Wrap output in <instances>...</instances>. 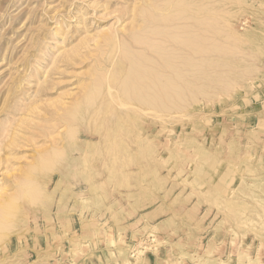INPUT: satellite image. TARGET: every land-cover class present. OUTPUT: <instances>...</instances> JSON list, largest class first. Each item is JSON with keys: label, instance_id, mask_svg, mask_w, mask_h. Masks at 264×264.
Here are the masks:
<instances>
[{"label": "rangeland", "instance_id": "rangeland-1", "mask_svg": "<svg viewBox=\"0 0 264 264\" xmlns=\"http://www.w3.org/2000/svg\"><path fill=\"white\" fill-rule=\"evenodd\" d=\"M0 264H264V0H0Z\"/></svg>", "mask_w": 264, "mask_h": 264}, {"label": "bare ground", "instance_id": "bare-ground-1", "mask_svg": "<svg viewBox=\"0 0 264 264\" xmlns=\"http://www.w3.org/2000/svg\"><path fill=\"white\" fill-rule=\"evenodd\" d=\"M185 1H186V0H185ZM169 2H170V1H169ZM215 2H216V1H215ZM152 3H153V2H152ZM176 3H177V2H176ZM192 3H193V2H192ZM197 3H198V2H197ZM230 3H231V2H230ZM201 4H202V3H201ZM204 4H205V3H204ZM166 5H167V4H166ZM185 5H186V3H185ZM173 6H174V5H173ZM200 6H201V5H200ZM139 7H140V6H139ZM175 7H176V6H175ZM181 7H182V6H181ZM186 7H187V5H186ZM196 7H197V6H196ZM141 8H142V7H141ZM188 8H189V7H188ZM181 9H182V8H181ZM207 9H208V8H207ZM137 10H138V9H137ZM167 10H168V9H167ZM182 10H183V9H182ZM188 10H189V9H188ZM193 10H194V9H193ZM201 10H202V9H201ZM177 11H179V10H177ZM199 11H200V10H199ZM220 11H221V10H220ZM179 12H182V11H179ZM179 12H177V13H179ZM183 12H184V11H183ZM214 12H215V11H214ZM174 13H175V12H174ZM174 13H173V14H174ZM177 13H176V14H177ZM193 13H194V12H193ZM173 14H172V16H174ZM211 14H212V13H211ZM153 16H154V15H153ZM153 16H152V17H153ZM165 16H166V15H165ZM185 16H186V15H185ZM229 16H230V15H229ZM210 17H211V16H210ZM161 18H162V17H161ZM204 18H206V17H204ZM208 18H209V16H208ZM222 18H223V17H222ZM188 19H189V17H188ZM192 19H193V18H192ZM210 19H211V18H209L208 20L206 19V21H209V22H210ZM155 20H156V19H155ZM184 20H185V19H184ZM202 20H203V19H202ZM202 20H201V19H194L193 21H194V24L196 23L195 25H197L198 22L203 23ZM222 20H223V19H222ZM163 21H165V20H163ZM211 21H212L213 23H212V22H210V23L216 25L215 23H217L218 20H217L216 22H214L213 20H211ZM209 22H207L205 25H209V24H210ZM229 22H231V21H229ZM225 23H226V21H225ZM155 24H156V23H155ZM168 24H169V23H168ZM182 24H183V23H182ZM221 24H222V23H221ZM137 25H139V24H137ZM174 25H176V24H174ZM177 25L179 26L180 23H177ZM184 25H185V24H184ZM184 25H182V26H184ZM198 25H199V24H198ZM198 25H197V26H198ZM155 26H156V25H155ZM185 26H186V25H185ZM211 26H212V25H211ZM211 26H210V25H209V27H208V26H204V28H205L204 30H206V27L209 28L210 31H209V29H208L207 32H210L209 35L214 37V39L212 38L213 41H214V40H219V39H216V38H217L216 36L219 35V33H220V31H219V33L217 32V29H218L219 26L217 27V29H214L215 26H213V28H212ZM153 27H154V26H153ZM187 27H188V26H186V28H187ZM195 27H196V26H195ZM210 27H211V28H210ZM189 28H190V26H189ZM199 28H200V27H199ZM151 29H152V28H151ZM201 29H202V27H201ZM157 30H158V29H157ZM161 30H162V29H161ZM186 30H187V29H186ZM219 30H220V28H219ZM141 31H142V30H141ZM141 31H140V32H141ZM148 31H149V30H148ZM188 31H189V30H188ZM190 31H191V30H190ZM201 31L203 32V30H201ZM175 32H176V31H175ZM191 32H192V31H191ZM221 32H222V31H221ZM187 33H188V32H187ZM205 33H206V32H205ZM205 33H204V34H205ZM206 34H207V33H206ZM178 35H179V34H178ZM209 35H208V36H209ZM226 35H227V34H226ZM226 35H225V36H226ZM186 36H189V35L187 34ZM203 36H204V35H203ZM203 36L200 35V37H203ZM205 36H207V35H205ZM210 36H209V37H210ZM225 36H224V37H225ZM141 37H142V36H141ZM190 37H192V36H190ZM215 37H216V38H215ZM222 37H223V36H222ZM222 37H221V38H222ZM137 38H138V37H137ZM184 38H185V37H184ZM192 38H193V37H192ZM204 38H205L208 42H211V45L213 44V43H212L213 41L211 40V38H210L209 40H208L206 37H204ZM225 38H226V37H225ZM167 39H168V38H167ZM190 39H191V38H190ZM193 39H194V38H193ZM138 40H139V39H138ZM150 40H151V39H150ZM179 40H180V39H179ZM136 41H137V40H136ZM147 41H148V40H147ZM174 41H175V40H174ZM188 41H189V40L185 39V42H184V43L181 42V43H183V46L181 47V49L179 48L180 50L185 51V53H186V51H187V48L190 47L191 43H192L194 40H193L192 42H191V40H190V42H188ZM232 41H233V40H232ZM134 42H135V41H134ZM141 42H143V41H141ZM200 42H201V41H200ZM137 43H139V42H137ZM137 43H136V45H137ZM148 43H149V41H148ZM196 43L199 44V42H197V41H196ZM201 43H202V42H201ZM205 43H206V42H205ZM165 44H166V43H165ZM192 44H194V42H193ZM198 44H195V48H196L197 53H200L201 49H200L199 46H201V44L198 46L199 49H197V45H198ZM207 44H208V45H207ZM207 44H206V45H207V47H208L210 44H209V43H207ZM181 45H182V44H181ZM181 45H179V46H181ZM204 45H205V44H204ZM206 45L204 46L205 48L202 47V48H203L202 50L206 49ZM211 45H210V48H211V49H214V50H215V48H217V47H215L216 45H215L214 47L212 46L213 48L211 47ZM162 46H163V45H162ZM202 46H203V45H202ZM173 47H174V46H173ZM193 47H194V46H193ZM190 48H191V47H190ZM148 49H149V48H148ZM171 49H172V48H171ZM174 49H175V48H174ZM167 50H168V49H167ZM214 50H212V51H214ZM149 51H150V50H149ZM178 51H179V50H178ZM178 51H177V54L179 53ZM191 51L193 52L194 50H191ZM204 51H207V50H204ZM204 51H202V52L204 53ZM208 51L210 52V50H208ZM215 51H217V50H215ZM219 51H220V50H219ZM219 51H218V52H219ZM137 52H140V51H137ZM154 52H155V51H154ZM158 52H159V51H158ZM175 52H176V50H175ZM161 53H162V52H161ZM180 53H181V52H180ZM189 53H190V52H189ZM193 53H195V51H194ZM197 53H196V54H197ZM203 53H201V54H203ZM213 53H214V52H213ZM173 54H175V53H173ZM177 54H176V55H177ZM181 54L184 55L183 52H182ZM181 54H180V55H181ZM187 54H188V53L185 54V57L183 56V57H184V61H186L185 58L187 59V57H186ZM201 54H200V55H201ZM205 54H207V53L205 52ZM156 55H158V54L156 53ZM160 55H161V54H160ZM189 55H191V54H188L187 56H189ZM124 56H125V55H124ZM126 56H127V55H126ZM126 56H125V57H126ZM132 56H133V54H132ZM136 56H137V54H136ZM136 56H135V57H136ZM146 56H147V55H146ZM161 56H162V55H161ZM195 56H196V55H195ZM201 56H202V55H201ZM201 56H200V57H201ZM148 57H149V56H148ZM181 57H182V56H181ZM189 57H191V56H189ZM197 57H198V56H197ZM197 57L194 58V59H197ZM127 58H131V57H127ZM136 58H137V57H136ZM158 58H160V57L158 56ZM164 58H165V57H164ZM191 58H192V57H191ZM198 58H199V57H198ZM124 59H125V58H124ZM154 59H155V58H154ZM154 59H153V60H154ZM162 59H163V58H162ZM192 59H193V58H192ZM194 59H193V61H194ZM200 59L202 60V59H204V58H200ZM129 60H130V59H129ZM133 60L135 61V59H133ZM159 60H160V59H159ZM170 60H171V59H170ZM173 60H174V59H173ZM178 60H179V58H178ZM215 60H216V59H215ZM131 61H132V60H131ZM134 61H133V63H134ZM136 61H137V60H136ZM148 61H149V60H147V62H148ZM162 61H163V60H162ZM168 61H169V60H168ZM189 61H191L190 58H189ZM199 61H200V60H199ZM150 62H152V61L150 60ZM150 62H149V63H150ZM176 62H177V61H176ZM180 62H181L180 64H178V63H176V64H178V65H185V66L191 64V62H190L189 64H188V62H184V64H183V61H182V60H181ZM129 63H130V62H129ZM142 63H143V62H142ZM174 63H175V62H174ZM174 63H173V65H174ZM185 63H187V65H186ZM194 63H195V62H194ZM194 63H193V65L196 64V63H195V64H194ZM134 64H135V67L133 66ZM134 64H132V67H131L132 70H134V73L131 72V74H130L129 76L126 75L127 77H124V78H125V81H124L125 84H124V86L126 85L125 87L127 88V86L130 85V89H131V87H132V90H133V87L135 86L134 84L136 83V87H138L136 93H138L139 90H144V91H142V92H144V93L146 94L145 91L150 89V85L148 84L149 87L147 88L148 85L146 86V83L144 84V82H143V85L145 86V89H143V88L140 89V88H139V80H138V79H139V72H138L139 69L137 70V68H136V67H137L136 65H138V64H137V63H134ZM176 64H175V65H176ZM199 64H200V63H199ZM129 65H130V64H129ZM145 65H146V64H145ZM167 65H168V64H167ZM167 65H166V66H167ZM170 65H171V64H170ZM170 65H169V66H170ZM150 66H151V65H150ZM169 66H168V68H169ZM185 66H183L184 69H185ZM191 66H192V64H191ZM138 67H139V65H138ZM196 67H197V66H196ZM131 68H130V69H131ZM153 68L155 69V66H154ZM166 68H167V67H166ZM168 68H167V69H168ZM170 68H172V66H171ZM170 68H169V69H170ZM127 69L129 70V68H127ZM127 69H126V71H127ZM151 69H152V68H151ZM177 69L179 70L180 68L178 67ZM177 69H175V70L177 71ZM192 69H194V68L192 67ZM195 69H196V68H195ZM195 69H194V70H195ZM165 70H166V69L164 68V70L162 69L161 71L164 72ZM175 70H174V71H175ZM181 70H183V69H182V66H181ZM186 70H188V69L186 68ZM200 70H201V69H200ZM154 71H156V70H154ZM176 71H175V73H176ZM184 71H185V70H184ZM184 71H183V72H184ZM145 72H146V71H145ZM151 72H152V71H151ZM179 72H180V71H179ZM179 72H178V73H179ZM181 72H182V71H181ZM159 73H160V72H159ZM159 73H158V75H159ZM184 73H185V72H184ZM164 74H166V72H164ZM171 74H174V73H171ZM181 74H182V73H180V75H181ZM187 74H188V72H186V75H187ZM133 75H134V76H133ZM148 75H149V74H148ZM156 75H157V74H156ZM180 75L177 74V76H180ZM177 76H176V74H175L174 77L178 78ZM184 76H185V74H184ZM184 76H182V77H184ZM135 77H137L138 79H137V82L134 83V80L136 81ZM174 77H173V78H174ZM182 77H180V78H182ZM148 78H150V77H148ZM176 78H175V79H176ZM185 78H186V77H185ZM185 80H186V79H185ZM155 81H156V80H155ZM163 81H164V80H163ZM167 82H168V81H167ZM175 82H176V81H175ZM97 83H98V82H97ZM121 83H123V82H120V84H121ZM154 83H155V82H154ZM157 83H158V84L160 83L159 86L156 85V87L153 88V90H154L157 94H155V93L153 92L154 94H153V93H151L152 95L150 94L151 97L147 96V95H149V94H146V96L148 97V98H146L145 96H144V97H141L142 95H145V94H141L142 92L140 91V92H141V93H140V96H139V93H138L137 95H135V93H134L135 96H133V98H134L135 100L137 99L139 102H142V103H156L157 101H159V102L161 101V102H162L163 100H165L166 97L169 96L168 92L170 91V84H171V83H170V84H168V83H163V84H162V81H160V80H158ZM118 84H119V83H118ZM177 84H178V83H177ZM93 85H95V84H93ZM122 85H123V84H121V86H122ZM132 85H134V86H132ZM143 85H142V86H143ZM121 86H120V87H121ZM140 86H141V85H140ZM144 86H143V87H144ZM178 86H179V85H178ZM184 86H185V85H184ZM110 87H111V86H110ZM118 87H119V86H118ZM118 87H117V88H118ZM92 88H95V86H93ZM122 88H123V87H122ZM134 88H135V87H134ZM178 88H179V87H177L176 89H178ZM111 89H112V88H111ZM123 89H125V88H123ZM123 89H121V91H122V92L124 91V92L126 93V91L123 90ZM151 89H152V88H151ZM151 89H150L149 91H151ZM180 89H181V88H180ZM127 90L129 91V88H127ZM132 90H131V93H132L133 91H135V90H133V91H132ZM172 90H173V89H172ZM87 91H88V90H87ZM87 91H86V93L88 94L90 91H88V92H87ZM96 91H98V90H96ZM109 91H110V90H109ZM172 92H173V91H172ZM172 92H171V93H172ZM90 93H92V92H90ZM90 93H89V94H90ZM93 93H94V92H93ZM127 93H128V92H127ZM127 93H126V94H127ZM131 93H130V94H131ZM147 93H148V92H147ZM122 94H123V93H122ZM124 95H125V94H124ZM127 95H129V94H127ZM131 95H132V94H131ZM89 96H90V97H89ZM89 96H88V97H89L88 99L91 100L92 97H93V95H92V97H91V95H89ZM85 97H87V96H85ZM85 97H83V98H85ZM111 97H112V96H111ZM118 97H119V99H120V96H118ZM125 97L127 98L128 96L125 95ZM131 97H132V96H131ZM121 98H123V97H121ZM128 98H130V96H129ZM86 99H87V98H85V100H86ZM88 99H87L86 102H88L89 104H91V103H90V100L88 101ZM119 99H118V100H119ZM130 99H131V98H130ZM79 100H81V99H79ZM79 100H77V101H79ZM127 100H128V99H127ZM93 101H94V100H93ZM120 101H121V100H120ZM123 101H125V100H123ZM171 101H172V100H171ZM83 102H84V101H83ZM164 103H165V102H164ZM168 103H169V102H168ZM122 104H127V102H126V103L124 102V103H122ZM157 104H158V103H157ZM162 104H163V103H162ZM169 104H170V103H169ZM120 105H121V103H120ZM147 105H148V104H146L145 106H147ZM164 105H165V104H164ZM170 105H172V104H170ZM173 105H174V104H173ZM135 106H138V105L135 104ZM152 106H153V104H152ZM160 106L162 107L161 103H160ZM175 106H176V105H175ZM158 107H159V106H158ZM166 107H168V105H167ZM169 107H170V106H169ZM138 108H139V107H138ZM171 108H172V107H171ZM139 109H140V108H139ZM162 109H163V108H162ZM167 109H169V108H167ZM149 110H150V109H149ZM170 110H171V109H170ZM141 111H142V110H141ZM153 111H154V110H153ZM143 112H144V111H143ZM151 112H152V110H151ZM155 113H157V112H155ZM161 114H163V113H161ZM164 114H165V113H164ZM170 115H171V114H170ZM161 118H162V117H161ZM72 126H73V124H72ZM73 128H74V127H73ZM73 128H72V130H73L72 132H75V130H74ZM69 130H70V129H69ZM70 131H71V130H70ZM70 133H71V132H70ZM70 133H69V134H70ZM71 134H72V133H71ZM71 137H72V136H71ZM138 139H139V138H138ZM128 146H129V145H128ZM138 146H139V145H138ZM121 158H122V157H121ZM122 159H123V158H122ZM127 161L130 162V160H127ZM122 179H123V178H122ZM74 240H75L74 237H71V238L69 239V243L71 244L72 247H75V241H74Z\"/></svg>", "mask_w": 264, "mask_h": 264}]
</instances>
